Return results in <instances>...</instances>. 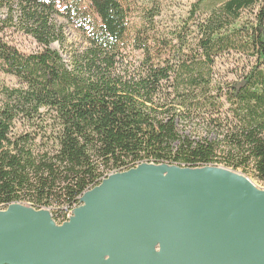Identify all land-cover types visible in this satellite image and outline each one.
I'll use <instances>...</instances> for the list:
<instances>
[{"label":"trees","instance_id":"obj_1","mask_svg":"<svg viewBox=\"0 0 264 264\" xmlns=\"http://www.w3.org/2000/svg\"><path fill=\"white\" fill-rule=\"evenodd\" d=\"M164 3L0 0V72L14 80L0 93V208L60 224L141 162L252 169L264 186V0H193L178 17ZM9 27L36 50L5 40Z\"/></svg>","mask_w":264,"mask_h":264},{"label":"water","instance_id":"obj_2","mask_svg":"<svg viewBox=\"0 0 264 264\" xmlns=\"http://www.w3.org/2000/svg\"><path fill=\"white\" fill-rule=\"evenodd\" d=\"M0 264H264V188L232 169L141 162L48 209H0Z\"/></svg>","mask_w":264,"mask_h":264},{"label":"rangeland","instance_id":"obj_3","mask_svg":"<svg viewBox=\"0 0 264 264\" xmlns=\"http://www.w3.org/2000/svg\"><path fill=\"white\" fill-rule=\"evenodd\" d=\"M144 0H136V2L140 3L143 2ZM165 3L163 5V15L165 17H178V16H184L186 14V10L188 9V6L193 0H164ZM4 13H7L6 9L3 8L0 10V17L4 18L5 15ZM66 31V37L68 42H74L78 40V33L73 28L71 25H67L65 27ZM6 38L5 40L9 41L12 45H15L19 50L23 53H29L31 51L36 50L37 46L36 43L29 37H26L23 35L21 32H16L13 30V28H8L6 33ZM53 49H56L59 51V48L56 43L52 45ZM230 61V60H229ZM218 67L220 71H223V69H226L227 67H230V62L227 63H221L218 64ZM228 78L231 77V74H228ZM14 84V80L0 72V93H1V88L3 85L11 86ZM1 97V94H0ZM19 124L16 125L18 127ZM237 172H240L244 174L246 177H248L250 180L256 183V185L264 188L263 183L260 182L256 176L254 175V172L252 169H247L244 172L242 170H237ZM6 208V207H4ZM0 208V209H4Z\"/></svg>","mask_w":264,"mask_h":264},{"label":"bare ground","instance_id":"obj_4","mask_svg":"<svg viewBox=\"0 0 264 264\" xmlns=\"http://www.w3.org/2000/svg\"><path fill=\"white\" fill-rule=\"evenodd\" d=\"M252 181V180H251ZM255 183V182H254ZM256 184V183H255Z\"/></svg>","mask_w":264,"mask_h":264}]
</instances>
